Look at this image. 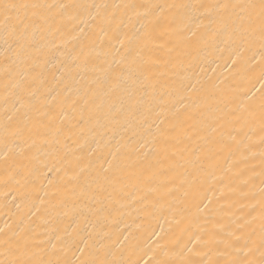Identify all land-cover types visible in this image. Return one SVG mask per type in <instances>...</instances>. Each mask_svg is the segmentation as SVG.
<instances>
[{
    "label": "bare ground",
    "instance_id": "bare-ground-1",
    "mask_svg": "<svg viewBox=\"0 0 264 264\" xmlns=\"http://www.w3.org/2000/svg\"><path fill=\"white\" fill-rule=\"evenodd\" d=\"M5 3L0 264H259L261 0Z\"/></svg>",
    "mask_w": 264,
    "mask_h": 264
},
{
    "label": "snow or ice",
    "instance_id": "snow-or-ice-1",
    "mask_svg": "<svg viewBox=\"0 0 264 264\" xmlns=\"http://www.w3.org/2000/svg\"><path fill=\"white\" fill-rule=\"evenodd\" d=\"M29 7L35 8V7H38V5L29 6L27 4L5 3L3 5H0V15L3 16L5 21H8L12 18L10 16V13H17L16 19L20 20L18 10L27 9ZM261 10H262V14H264V0H261ZM20 22L23 23L22 20ZM25 27H26V25H25ZM13 30H15V29H13ZM261 246L264 247V236H262V238H261ZM261 256L264 257V252L261 253ZM10 264H13V262H10ZM14 264H20V262L17 261V262H14ZM230 264H242V262L233 260L230 262ZM259 264H264V258H262L259 261Z\"/></svg>",
    "mask_w": 264,
    "mask_h": 264
}]
</instances>
